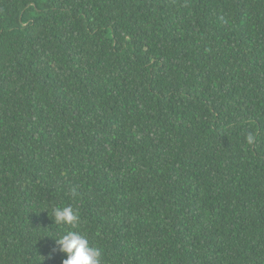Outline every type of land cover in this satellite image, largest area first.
Wrapping results in <instances>:
<instances>
[{
  "label": "trees",
  "instance_id": "obj_1",
  "mask_svg": "<svg viewBox=\"0 0 264 264\" xmlns=\"http://www.w3.org/2000/svg\"><path fill=\"white\" fill-rule=\"evenodd\" d=\"M66 231L264 264V0H0V264H61Z\"/></svg>",
  "mask_w": 264,
  "mask_h": 264
},
{
  "label": "clouds",
  "instance_id": "obj_2",
  "mask_svg": "<svg viewBox=\"0 0 264 264\" xmlns=\"http://www.w3.org/2000/svg\"><path fill=\"white\" fill-rule=\"evenodd\" d=\"M249 142L252 137L249 135ZM73 196L76 189H70ZM46 210V209H45ZM57 226L65 225L75 227L80 223V215L72 206L54 207L51 217ZM55 247L53 251L64 254L61 264H101L102 250L90 244L88 238L77 231H66L59 238H53Z\"/></svg>",
  "mask_w": 264,
  "mask_h": 264
}]
</instances>
